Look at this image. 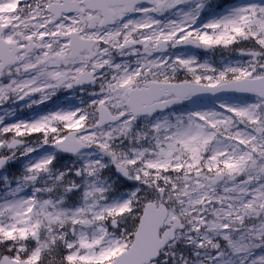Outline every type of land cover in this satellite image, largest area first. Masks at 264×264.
<instances>
[{"label":"snow or ice","instance_id":"snow-or-ice-1","mask_svg":"<svg viewBox=\"0 0 264 264\" xmlns=\"http://www.w3.org/2000/svg\"><path fill=\"white\" fill-rule=\"evenodd\" d=\"M0 264H264V0H0Z\"/></svg>","mask_w":264,"mask_h":264}]
</instances>
